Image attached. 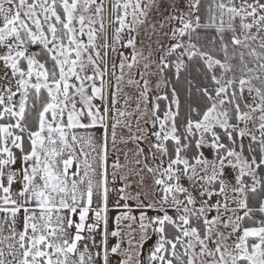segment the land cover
Returning <instances> with one entry per match:
<instances>
[{
    "label": "snow or ice",
    "instance_id": "snow-or-ice-1",
    "mask_svg": "<svg viewBox=\"0 0 264 264\" xmlns=\"http://www.w3.org/2000/svg\"><path fill=\"white\" fill-rule=\"evenodd\" d=\"M0 264H264V0H0Z\"/></svg>",
    "mask_w": 264,
    "mask_h": 264
}]
</instances>
